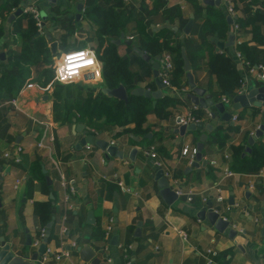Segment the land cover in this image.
I'll return each mask as SVG.
<instances>
[{"label":"crops","instance_id":"0c3cea01","mask_svg":"<svg viewBox=\"0 0 264 264\" xmlns=\"http://www.w3.org/2000/svg\"><path fill=\"white\" fill-rule=\"evenodd\" d=\"M231 1L236 11L231 18L238 21V30L229 23L226 0L220 5L204 0H93L125 21L119 35L101 42L99 25L87 14V0H0V81L4 75L14 84L13 89L0 91V239L17 256L31 258L36 252L33 242L41 224L34 205L50 201L55 230L47 245L56 253L68 251L71 257L61 263L38 259L37 264H91L81 260L80 249L88 247L99 264H264V166L258 167L264 157V133L245 152L249 137L264 124V108L227 107L237 119L226 121L221 115L211 116L214 106L211 111L202 109L187 95L185 58L196 85L213 94L215 102L264 85L239 51L240 44H247L255 52V64L264 62V44L255 40L251 22L254 18L264 35V0ZM30 4L40 12L41 28L25 11ZM192 15L193 25L185 33ZM33 20L36 31H31ZM230 33L234 45L221 48L219 43H227ZM168 34L183 68L179 75L174 73L176 59L171 53L175 62L171 85L163 89L161 98H149L153 110L143 122L144 130L135 131V123L108 122L99 112L102 104L106 107V97L115 98L104 92L111 88L104 80L101 60L107 43L115 44L127 61L135 88L155 91L153 64L136 49L155 59L142 49L144 36L163 39ZM85 47H91L101 62L100 80L89 70L73 82L56 81L52 58ZM220 53L231 59L243 79L237 92L224 93L218 85L210 63ZM14 56L38 60L30 65ZM21 64L29 66L27 73L20 71ZM73 84L78 87L75 93L62 96V89ZM189 116L213 127L182 135L181 121ZM202 133L208 137L199 165L193 166L183 149L196 148ZM99 139L116 145L125 156L109 154L97 145ZM152 146L178 194L171 206L159 195ZM45 186L50 194L44 192ZM210 201L233 223L238 232L234 239L198 218L210 208ZM98 226L104 231L99 240L93 236ZM108 226L112 233L106 239Z\"/></svg>","mask_w":264,"mask_h":264},{"label":"trees","instance_id":"16d2710c","mask_svg":"<svg viewBox=\"0 0 264 264\" xmlns=\"http://www.w3.org/2000/svg\"><path fill=\"white\" fill-rule=\"evenodd\" d=\"M87 4L88 16L91 19L95 20L99 25L98 35L101 42H103L109 36L119 35L124 30L125 21L121 19L119 14H116L113 11H103L95 2H93V0H87ZM218 17L221 22L225 23L226 17L223 14H220ZM239 22L241 25L245 24L243 21L239 20ZM251 22L253 23L255 40H257L261 44H264V35L261 32L260 26L254 23V18H252ZM206 23V25H210V20H208ZM36 29V22L33 20L31 31H36ZM170 35L171 34L165 35L163 39L145 35L143 41L141 42L142 49L146 53L150 54L153 58H156L158 55H162L165 52L172 53L176 59L174 73L176 75H179L182 72L183 63L182 59L180 58L179 50L175 46V41L172 37H170ZM39 44L43 46L42 42H39ZM107 44L108 45L104 48L103 54L101 55V60L103 61L104 80L106 84L111 88L118 87L120 84L124 85L128 92V100L125 101L106 97V99H104L103 101L106 107H104L103 104L99 107L100 115L106 116L107 121L111 123L117 122L121 125L135 123V131H142L144 130L143 122L145 121L146 116L151 112V110H153L151 100L143 95L132 94L131 91L135 88L134 74L130 71L127 61L119 55L117 46L112 42H108ZM239 51L244 56V59L247 62H249L251 65H255V52L250 48L249 45L244 43L240 44ZM42 52H45L47 54L48 50L42 49ZM24 57L25 56H14L13 59H23L24 61L29 62L27 58ZM37 60L38 59L31 57V60L29 62L30 65L37 62ZM210 66L217 76L218 85L221 91H223L224 93L238 91L239 87L243 83V79L241 78L239 72L234 67L231 59L228 56H226L224 53L217 54L213 57ZM20 67L21 72L27 73L29 69L28 65L24 66L21 64ZM173 70L171 74L173 73ZM4 77L5 76L3 75L0 81V91H8L13 89L14 84L11 82V78L8 76L7 78ZM77 88L78 87L75 84L68 85L66 88L62 89V96H69L70 94L75 93ZM56 92H58V90ZM262 166H264V157L258 167L260 168ZM236 170H238V168H236ZM45 187L46 188L43 189L44 192L46 194H50L51 192L49 187ZM34 213L40 220L41 228L49 229V224L53 223L50 229L51 236H53L55 224L52 216V203L50 201L44 203H35ZM93 236L97 240L101 239L104 236V231H102L100 226L95 228ZM224 256L225 254H223L221 257L224 259Z\"/></svg>","mask_w":264,"mask_h":264},{"label":"water","instance_id":"95a60500","mask_svg":"<svg viewBox=\"0 0 264 264\" xmlns=\"http://www.w3.org/2000/svg\"><path fill=\"white\" fill-rule=\"evenodd\" d=\"M223 0H204L206 4H212V5H220ZM193 18L194 15H192L190 21L188 22L187 26L184 29L185 33H188L191 30V27L193 25ZM229 23H234V20L231 18V16L228 17ZM42 26H44V23H41ZM47 37L51 40L50 33L46 34ZM116 42H120V40H117ZM131 43V41H128ZM54 45V44H53ZM221 48H224L225 46L229 47L234 45V33H230L229 41L227 43H219ZM136 51L142 55V57L148 61H151L153 64V72L155 77V83L158 87L157 90L151 91L149 89H145L142 87H137L134 90H132V94L135 95H143L148 98H154L155 100L161 98L164 95L163 89L166 88V84L163 83V81L160 78L159 72H160V63L159 60L161 58V55H158L155 59H151L148 55L142 53L141 50L136 49ZM185 70L187 72L188 77V84H189V92L188 97L191 99V102L194 103L196 106L202 108V109H211V107H215L216 111H211V116L216 117V115H221L222 119L226 121H230L233 117V114L228 112L226 110L227 107H232L234 110H239L244 107H259L264 108V85L251 87L248 89V91L236 94L232 98H230L229 103H225L223 101L215 102L213 98V94L206 93V89L202 87H198L194 81V77L192 74V66L189 63V61L185 58ZM104 92L111 96L118 98L120 100H128V92L124 85L120 84L118 87L115 88H105ZM263 118H264V111H263ZM213 127L212 125L206 124L204 122H195L188 125H182L179 128V132L184 135L186 131H194V130H200L203 131L205 128ZM264 133V124L260 125V127L257 129V131L249 137V147L246 148L245 152H248L251 150V146L255 143L256 139L261 137ZM208 135L206 133H202L200 140L197 144L196 150L197 154L195 156V160L192 162L193 166H198L199 161L201 160V155L203 152L204 144L207 139ZM85 142V139L82 140V143ZM97 145L101 147L102 149L106 150L111 155H117L119 157H124L125 154L123 151L118 150V147L116 145L110 144L108 141L105 140H97ZM137 150L134 149L131 154V158H133V154ZM155 179L158 182V188H159V195L164 201V203L168 206L173 205L178 200L177 193L173 190V188L170 185V182L168 178L165 176V172L163 169H158L155 174ZM2 180L1 176V167H0V181ZM50 198L53 200L54 197L51 194ZM208 207H210L208 210H203L199 213L198 218L201 220L207 219L209 223L215 227V229L221 233L227 234L231 239H234L238 232L233 229V223L229 220H226L225 217H223L221 214H219L216 210L212 208L213 204L212 202L207 203ZM53 223H50L48 228V236L44 240V243L40 246L37 252H35L31 258L26 257H20L17 256L12 250L11 246L7 245L5 240L3 238L0 239V264H37V261L39 259V256L42 255L45 252L46 244L49 242L50 238V229L52 227ZM262 236L264 237V220H263V229H262ZM117 237L113 238V241H117ZM86 245H89V241L85 242ZM81 252V260L83 262L91 264H99V259L95 257V251L91 248H85L80 249Z\"/></svg>","mask_w":264,"mask_h":264},{"label":"built area","instance_id":"2783aa9c","mask_svg":"<svg viewBox=\"0 0 264 264\" xmlns=\"http://www.w3.org/2000/svg\"><path fill=\"white\" fill-rule=\"evenodd\" d=\"M226 2L228 4L229 15L231 17L236 16V11H235V9H234V7L232 5V1L231 0H226ZM25 11L32 14L33 18L37 22V25L41 28L42 27V25H41L42 21H41V16H40V12H39L38 8L35 5L30 4V5H27L25 7ZM233 26H234L235 30L239 29V24L238 23L234 22ZM79 50L80 49H72V50H68L67 52L79 51ZM159 63H160V72H159L160 78L163 81V83H165L166 86L168 87V86L171 85V81H170L171 72L174 69V64H175L174 57H173V55L170 52H165V53H163L161 55ZM89 70L90 69H82L81 70L82 75L80 77H82L83 74L85 72L89 71ZM250 72L253 75L258 76L260 80L264 81V62H261V63L259 62V63L255 64V65H250ZM55 77H56V73L54 72V78ZM80 77L76 78L75 80L79 79ZM55 80H56V78H55ZM75 80H72V81H69V82H73ZM56 81H58V80H56ZM222 101L225 102V103H229L230 99L228 97H224ZM233 118H234V120H236L237 116L235 115V116H233ZM196 121H197V119L194 116H189V117H187V119H183L181 122L183 124H185V125H188L189 123L196 122ZM88 147H90V146H88ZM149 152H150V157L152 159V164L155 167V169H157V170L158 169H163V163L158 158L157 153L155 151V148L153 146L151 147ZM183 154L186 155V156H189L190 159L192 161H194L195 160V156L197 154V150H196V148H190V147L187 146V147H185L183 149ZM228 174H232V172L230 171V172H228ZM165 176H168V174H165ZM120 185H122V183H120ZM73 192H74V190L72 189L71 193H73ZM218 200L222 201L223 198L219 197ZM67 203H68V197H67ZM48 231H49V229H47V228H41L37 239L33 242V248L36 250V252L38 251L40 246L44 243V240L47 238ZM63 232L67 233V230H63ZM111 233H112V227L108 226L107 229H106L105 238L109 239L110 236H111ZM72 246L76 247L77 244L73 243ZM70 257H71V255H70V253L68 251H64V252H61V253H56L55 251L52 250L51 247H49L46 244L45 252L42 255L39 256V261L42 262V263H47V262H49L50 260L53 259V260H55V262L61 263L65 259H70ZM107 262L111 263L112 259L108 258Z\"/></svg>","mask_w":264,"mask_h":264},{"label":"clouds","instance_id":"9594fccd","mask_svg":"<svg viewBox=\"0 0 264 264\" xmlns=\"http://www.w3.org/2000/svg\"><path fill=\"white\" fill-rule=\"evenodd\" d=\"M52 59V67L56 73L55 78L62 84L80 77L82 69L94 70L97 81L101 78V62L91 47L61 53L59 57Z\"/></svg>","mask_w":264,"mask_h":264}]
</instances>
